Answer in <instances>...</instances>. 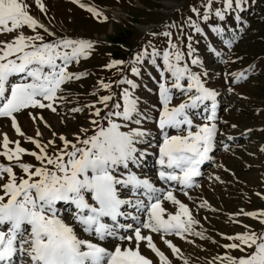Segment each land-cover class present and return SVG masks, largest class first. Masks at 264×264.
Returning a JSON list of instances; mask_svg holds the SVG:
<instances>
[{
	"label": "snow or ice",
	"instance_id": "1",
	"mask_svg": "<svg viewBox=\"0 0 264 264\" xmlns=\"http://www.w3.org/2000/svg\"><path fill=\"white\" fill-rule=\"evenodd\" d=\"M233 2L235 9H240L244 0H224V10H232ZM212 3L213 0H205L203 14L198 7L190 6V11L198 17V20L188 17L185 21L193 34L201 37L207 35L199 21H209L213 14ZM36 4L44 11L41 0H36ZM27 8L28 5L22 0H0V33H11L23 25L33 31L39 27L48 32L44 25L29 14ZM88 11L100 15L94 8H88ZM214 15L220 21L225 19V13L220 8L215 9ZM169 27L175 28L177 25ZM209 28L217 36H222L224 31L219 25L210 24ZM48 34L54 35L51 32ZM160 35L168 38L167 47L162 52L155 47H152L151 52L144 49L134 54L127 66H130V72L136 77L141 75L145 61L159 70L160 80L157 83L162 107L156 122L162 142L158 144L157 163L160 168L157 178L169 185L175 182L187 196L186 189L195 186L194 178L201 174L200 166L211 158L209 153L218 132L215 123L217 92L207 87L200 74L193 72L185 60L187 57L192 65L201 63L195 55L194 35H187L186 52L179 46L184 44L183 37L186 35L183 26H180L177 35L179 44L173 41L170 31ZM223 42L228 46L232 43L230 40ZM92 48L93 42L89 40L65 37L45 41L39 33L26 36L20 32L11 41H0V117L11 118L16 133L23 136L14 114L30 108L49 109L55 113V102L63 98L58 96L62 85L87 75L84 72H69L68 65L74 61L78 63L82 57L87 58ZM158 59L162 60V68L157 63ZM125 63L112 60L105 67L112 68ZM232 75L233 82L245 78L243 72ZM184 79L188 81L186 87L181 83ZM99 83L104 89L112 87L103 81ZM115 83L128 87L123 88L118 97L114 92L100 96L96 103L102 104L103 108L97 107L96 103L85 106L95 117L89 119L93 129L91 133L89 128L81 127L69 140L64 134L54 132L53 136H58L61 141L59 147L55 139L41 144L34 137H26L38 151L26 150L19 141L12 142L15 148L10 149L9 138L4 134L0 155L10 163H0V180L5 178V174L7 177L6 182L0 184V264H13V257L17 254L20 264H153L139 250L142 241L159 258L160 264H170L165 253L153 242L152 235L142 234V229L161 233L163 243L174 255L179 254L180 249L170 240L164 239L165 235L175 234L184 238L185 233H192L204 238L202 232H196L193 228L199 222L193 218L189 207L174 195L171 186L167 189L157 187L149 178H140L129 171L130 165L138 164L146 155V152L138 153L136 145L149 135L147 130L140 127L142 120L148 117L139 108L140 98L135 95L139 87L137 82L122 76ZM193 89L195 94L190 95ZM174 90L186 95L187 99L170 107ZM113 100L115 102L109 105ZM206 101L211 102L210 107ZM202 105L205 114L201 118L205 122L195 124L193 110ZM83 110L75 107L71 109L73 113ZM32 118L35 120L34 116ZM125 128L128 130L123 131ZM172 130L176 134L170 135ZM36 135L42 134L37 130ZM49 148L54 149L51 154ZM23 154L34 157L37 164L22 162ZM14 166L21 169L22 176L17 177ZM121 186H131L138 197L143 195L147 198V204L139 198L134 203L137 212L143 211L147 217L144 220H140L139 216L133 217L138 227L133 228L132 224L118 221L119 217L131 215L122 211V206L133 205V201L121 198ZM165 201L177 206L176 212L167 214V218L163 207ZM59 202L74 206L71 213L73 223H66L60 218ZM204 206L206 202L201 205ZM236 215L251 217L264 226V209H241ZM104 218H110L113 223H105ZM77 225L84 233L95 236L99 241L118 238L121 244L109 250L100 243L81 239L75 231ZM243 227L247 229L245 232L225 237L239 243L224 245L227 249L238 250L241 255L225 254L219 257L221 264H264V228L257 233L249 225ZM125 228L131 229L133 235L118 236V230ZM125 241L134 242L136 247L122 248Z\"/></svg>",
	"mask_w": 264,
	"mask_h": 264
},
{
	"label": "rangeland",
	"instance_id": "2",
	"mask_svg": "<svg viewBox=\"0 0 264 264\" xmlns=\"http://www.w3.org/2000/svg\"><path fill=\"white\" fill-rule=\"evenodd\" d=\"M22 2L28 5L29 14L54 35H49L43 28L37 27L33 31L23 25L11 33H0V41H11L20 32L26 36L39 33L45 41L65 37L89 40L93 42V48L87 58L82 57L78 63L74 61L68 65L69 72H84L87 75L62 85V91L58 96L63 98L55 102L57 108L55 113L49 109L30 108L14 114L18 126L24 133L23 136L16 133L11 125V118L0 117V152L3 151L4 134L9 138L10 149L15 148L12 142L19 141L20 146L26 150L38 151L26 137H34L41 144L55 139L56 146L59 147L61 141L58 136H53L54 132L64 134L69 140L74 138L73 134L81 127L89 128L91 133L93 129L89 119L95 117L91 116L85 106L96 103L100 96L113 92L118 97L120 91L128 86H117L115 82L122 76H127L139 85L135 95L140 98V111L148 117L142 120L140 127L149 133L136 145L138 153L146 152V155L138 164L130 165L129 171L140 178H149L157 187L167 189L171 186L174 195L189 207L193 218L199 222L194 224L193 228L196 232H202L204 238L192 233H185L184 238L175 234L165 235L164 239L170 240L180 249L179 254L174 255L163 243L161 233H150L149 230L142 229V234L152 235L153 242L165 253L170 264H185V261L187 264H221L219 257L225 254L237 257L241 255L238 250L224 247L226 244L239 243V241H230L225 237L245 232L247 229L243 225H249L251 230L257 233L264 228L251 217L236 215L241 209L244 211L264 209V198H262L264 197V0H244L240 9H235L233 2L232 10H224V0H213L211 6L213 14L210 15L209 21H199L207 33L204 37L193 34L185 21L188 17L198 20V17L190 11V6L198 7L203 14L205 0H78V2L41 0L44 11L37 6L36 0H22ZM88 8L96 9L100 15H93ZM216 8L224 11L223 21L215 17ZM172 24L177 27L170 28L169 25ZM210 24L223 28L222 36L211 32ZM180 26H183L186 35L183 37L184 44L179 46L186 52L187 35H194L193 47L197 49L195 55L199 57L201 63L192 65L187 57L185 60L193 72L200 74L205 85L217 92L215 123L218 132L213 149L209 153L211 158L200 166L201 174L194 178L195 186L186 189L187 196L179 190L180 186L175 182H170L169 185L157 178L160 168L157 163L158 144L162 142L156 122L162 107L157 83L160 80L159 70L145 61L141 75L136 77L130 72V66H127L132 56L144 49L151 52L152 47H155L162 52L167 47L168 38L160 33L172 32L173 41L179 44L177 35ZM224 40L232 41L231 46L224 44ZM112 60L126 63L106 68L105 65ZM157 63L161 68L163 67L162 60L158 59ZM183 63L184 61L181 62ZM241 72L244 73L245 78L233 82L232 74ZM100 81L111 84V89L102 88ZM169 83H171L170 75ZM181 83L186 87L188 81L184 79ZM191 94H195V89ZM186 99V95L174 90L170 107ZM114 102L115 100L110 101L109 105ZM205 103L210 107L211 102ZM96 106L103 108L99 103H96ZM74 107L84 110L73 113L71 109ZM204 114L203 105L193 110L194 123H204L201 118ZM37 130L42 134L41 136L36 135ZM169 134L174 135L176 132L172 130ZM53 151V148H49V154ZM21 161L37 164L35 158L28 154H23ZM0 163L10 162L0 155ZM13 170L17 177L23 175L18 167L14 166ZM6 179L5 174L0 184L6 182ZM257 193L261 195L258 196ZM119 194L121 198L133 201L132 206H122V211L131 215L119 217V223L132 224L133 228L138 227L139 224L133 217L139 216L140 220L147 217L145 212H137L134 203L139 198L147 204V198L143 195L138 197L131 186H121ZM204 202L206 206L201 207ZM57 206L60 218L66 223H73L71 213L74 211V206L66 202H59ZM163 207L166 209L165 218L167 214H174L177 210V206L168 201L163 202ZM104 222L113 223L110 218H104ZM75 231L79 238L100 243L109 250H114L117 244H121L118 238L99 241L95 236L84 233L78 225L75 226ZM129 235H133L131 229L118 230V236ZM123 247L134 249L136 245L134 242L125 241L122 243ZM139 250L153 264H160L159 258L146 246L145 241L140 243ZM14 257L13 264H20L19 254ZM24 259L27 261V257Z\"/></svg>",
	"mask_w": 264,
	"mask_h": 264
},
{
	"label": "bare ground",
	"instance_id": "3",
	"mask_svg": "<svg viewBox=\"0 0 264 264\" xmlns=\"http://www.w3.org/2000/svg\"><path fill=\"white\" fill-rule=\"evenodd\" d=\"M55 123H56V121H55ZM0 130H1V128H0ZM8 132L10 133V130H8ZM12 135V134H11ZM15 260V257L13 258V261Z\"/></svg>",
	"mask_w": 264,
	"mask_h": 264
}]
</instances>
